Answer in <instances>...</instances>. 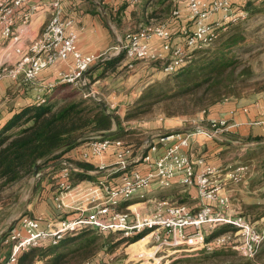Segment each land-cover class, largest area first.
Masks as SVG:
<instances>
[{
  "label": "built area",
  "instance_id": "2783aa9c",
  "mask_svg": "<svg viewBox=\"0 0 264 264\" xmlns=\"http://www.w3.org/2000/svg\"><path fill=\"white\" fill-rule=\"evenodd\" d=\"M99 1L101 4H116L120 0ZM172 3L174 9L169 23L146 25L137 31L128 32L124 42L112 48V53L124 54L129 60L162 62V71L171 75L185 66L195 51L213 43L226 24L237 23L247 17L243 8L235 14L231 13L232 0H172ZM180 6L186 12L192 29L184 32L183 43L179 45L173 44L170 25L179 16ZM19 12L23 27L38 17L48 16V21L37 38L23 47L15 48L19 59L14 64L0 65V81L21 78L24 82L32 83L56 63L72 60L69 71L59 72L56 81L47 83L44 90L51 91L57 84L81 88L84 74L90 67L113 55L109 52L98 55L81 53L77 45L78 35L73 30V20L64 15L61 0H0V35L15 45L21 40V32L15 26ZM217 14L221 18L210 22ZM154 40L160 42L158 50H151ZM88 96L84 95L85 98ZM44 102L42 98L37 103ZM205 113L204 110L201 112ZM208 123L207 130L197 128L193 132L160 136L161 142L169 140L171 143L159 157L154 158L151 154L156 150V143L148 144L146 151L135 159L145 163L146 171L129 170L135 152L121 138L95 137L88 141L81 158H100L112 147V165L116 171H122L121 182L114 186L105 179L75 183L70 178L71 167L62 162L56 176L58 191L54 202L58 210L70 211L75 215L51 218L44 227L39 218L21 215L3 238V243L10 246L9 256L3 264H18L19 256L32 248L47 243L56 244L66 235L87 228H93L100 234L120 232L127 238L144 232L133 243L145 240L142 242L145 246L153 242L149 257L164 249H167L166 256H169L170 252L181 250L213 251L228 246L245 258H253L264 248V225L258 228L244 215H230L225 211L229 203L225 191L227 183L244 181L248 166L238 164L223 172L220 167L207 164L204 158L193 157L189 153L194 135L212 140L228 132L229 124L225 120H209ZM255 124L264 126V118ZM104 168L105 164L100 162L98 169ZM174 179L183 186L196 187L199 203L196 209L166 199L160 200L155 209L147 214L141 213L131 204L119 209L122 203L134 198L143 200L153 185L166 188ZM226 223L235 230L207 240L211 230ZM231 237L234 240L229 241ZM143 254L140 252L137 256ZM161 259L162 256H159L158 260Z\"/></svg>",
  "mask_w": 264,
  "mask_h": 264
},
{
  "label": "crops",
  "instance_id": "0c3cea01",
  "mask_svg": "<svg viewBox=\"0 0 264 264\" xmlns=\"http://www.w3.org/2000/svg\"><path fill=\"white\" fill-rule=\"evenodd\" d=\"M156 2L152 5V2ZM248 0H232V14L238 9L243 8ZM64 15L73 20V30L78 35L77 45L83 54H102L112 53V48L119 46L124 42L125 37L131 30L137 31L144 23L148 22V14L151 13V7L159 6L157 0H120L116 4H101L99 0H61ZM180 14L170 25L173 34V44H182L184 32L192 29L191 23L187 19L186 12L179 7ZM157 8H154L156 10ZM21 11V10H20ZM21 13L17 14L15 26L18 32H21V40L18 44L5 40L0 35V65L14 64L19 56L16 53V47H23L31 40L37 38L43 31L48 21V16L38 17L31 20L26 26H21ZM118 15L121 18V24H116L114 29L110 26V19ZM221 18L220 14L214 15L210 22ZM156 19H150V22H158ZM166 20V19H165ZM164 20H161L162 22ZM153 23L147 25H157ZM22 29V30H21ZM26 30V32H24ZM131 31V32H132ZM160 42L154 40L151 50H158ZM110 55L105 60L118 61L112 67L104 70V66L95 64L84 74V84L80 88L83 95L104 102L108 108L107 112L120 119V124H113L111 130H134L135 135L140 139H145L135 151V158L129 163V170L139 169L146 171L147 166L144 162L135 159L142 152L146 151L148 144L156 143V150L151 154L154 158L162 155L171 142L169 140L161 142L160 136L177 132H193L197 128L207 130L209 120H225L229 124L228 132L220 135L215 140H205L201 135H194L191 140L189 153L193 157H202L209 165L220 167L223 172L236 166L238 157L232 155L231 149L239 147L240 144L255 143L264 141V126L256 125L255 122L264 118V96L254 101H243L239 99H229L209 108L204 116H197L194 126H186L185 119L176 117H155L149 120H124V116L131 104L134 103L144 91V89L160 75H166L162 71V62H147L139 60H129L124 54ZM122 56V57H121ZM72 60L67 62H58L54 66L43 71L35 82H24L21 78L18 80L4 79L0 81V130L3 126L23 108L37 104L44 98L47 99L57 95L61 84H57L51 91H45V85L49 82H55L59 72H67L70 69ZM70 89H79L69 85ZM112 109V110H111ZM133 135V134H132ZM261 140L257 141L256 138ZM240 140V141H239ZM87 143L76 146L63 153L61 159L53 164L41 165L37 172L24 178L17 184L5 190L9 194L10 202L3 204L0 198V264H3L10 253V246L3 243V235L9 225L15 223L18 218L27 214L37 217L41 220L44 227L51 218L64 216H73L75 213L70 211L58 210L55 206L54 196L58 191L56 185L57 172L62 162H67L74 170L83 171L89 175H94L93 180H80L81 182H95L98 179H105L111 185H117L121 182L122 171H116L113 162L112 147L100 158H91L83 160L81 153ZM227 149V150H226ZM75 162H86L95 168L94 170H85L76 166ZM100 162L105 164L104 169H98ZM59 165V166H58ZM57 166V167H56ZM56 167V168H55ZM55 168V169H54ZM223 179V176L221 177ZM247 181L238 183L228 182L226 193L229 197V203L225 209L227 214L236 215L240 212V200L244 208L245 204H258L261 194ZM4 191V192H5ZM238 195V196H237ZM248 198V201H246ZM168 200L171 203H178L183 200L189 207L196 209L198 207L197 189L195 186H183L174 179L169 187L162 188L153 185L147 192L143 200L134 198L125 202L137 207L143 214L152 212L160 200ZM236 202V203H235ZM122 203L121 205L125 204ZM119 206V209L121 207ZM125 208V207H124ZM123 208V209H124ZM246 214L248 219H254L256 213ZM251 215V216H250ZM264 214L259 218L262 219ZM22 256V254L19 256ZM40 260H36L37 262ZM33 262V263H34ZM40 261L39 263H41ZM18 264L19 260H18Z\"/></svg>",
  "mask_w": 264,
  "mask_h": 264
},
{
  "label": "trees",
  "instance_id": "16d2710c",
  "mask_svg": "<svg viewBox=\"0 0 264 264\" xmlns=\"http://www.w3.org/2000/svg\"><path fill=\"white\" fill-rule=\"evenodd\" d=\"M157 1L160 6L167 0ZM250 6L248 0L243 7L247 17ZM247 17L237 23L226 24L219 35L227 28L246 20ZM150 18L153 17L150 16ZM240 40L242 39L236 37L228 38L218 52L205 59L194 60L195 55L204 51L205 48L195 51L193 58L185 66L171 74L173 77H166L160 83L148 85L135 105L129 107L124 120L135 119L139 114L147 111L145 108L160 101L157 99L159 94L154 95V92L169 84L175 87L173 94L166 95L161 100L187 96L195 110L206 112L214 105L230 98H238L232 83V74L238 62L235 57H228L227 51L234 48ZM118 59L121 58L118 57ZM116 60H103L97 64L104 66L106 70L112 67ZM113 124L119 126L120 119L110 115L101 103L91 97L85 98L80 88L70 89L69 85L61 84L57 95L48 97L42 104L37 103L23 108L0 130V194L31 176L35 166L40 169L41 165L53 164L61 159L64 152L88 143L95 137L116 139L134 134L133 131L121 128L115 132L111 130ZM256 140L261 139L258 137ZM75 163L77 167L85 170L95 169L93 165L86 162ZM94 177L80 170L72 168L70 170V178L73 182L84 179L93 180ZM251 182H254V179H251ZM125 206L126 203L121 205L120 209ZM262 214L263 212L256 213L254 218H259ZM234 230L230 224H222L209 232L207 240ZM143 233L130 238L122 236L120 232H108L102 236L95 229L87 228L66 235L56 244L47 243L32 248L22 254L19 263L32 264L40 260L42 264H97L98 256L103 248H106V252H112L122 242H134ZM114 234H119L120 237L114 239L112 238ZM211 254L203 256L208 257ZM213 254H218V251ZM195 259H197L196 256L180 257L168 264L194 263L197 261ZM240 264H264V248L259 250L253 258H245Z\"/></svg>",
  "mask_w": 264,
  "mask_h": 264
},
{
  "label": "rangeland",
  "instance_id": "374dc122",
  "mask_svg": "<svg viewBox=\"0 0 264 264\" xmlns=\"http://www.w3.org/2000/svg\"><path fill=\"white\" fill-rule=\"evenodd\" d=\"M155 3L156 2L153 1L152 5ZM249 4L251 6L246 20L227 28L213 43L207 46L204 51L196 54L194 58V60L208 58L209 56L213 55V53L218 52V50L222 48V45L228 38H241L242 40H240V42L237 43L234 48L227 51V54L228 57H235L238 62V66L232 74V83L233 86H235V92L238 94V98L230 99H241L243 101H254L264 96V1L258 2L256 0H249ZM172 6L174 7L172 0H167L163 5L161 4L160 6L152 7L150 5L152 11L148 14V22L144 23L142 26L153 23H169L173 9ZM154 8H157L156 11ZM150 16H152V19H156L158 22H150ZM161 20L164 21L160 22ZM121 22V18L116 15L115 18L111 17L110 26L114 29L115 23L120 25ZM24 32H26V30ZM224 50L226 53L225 48ZM166 77H173V75H159L153 83L149 84V86L162 82ZM174 88L175 87L172 86V84H169L168 86H164L162 89H157L154 92V95L159 94L157 99L160 101L148 108H145L147 111L139 114L134 120L145 121L162 116L167 118H183L185 119L186 126H194L196 123H198L196 120L197 116L200 115L203 110H195L189 97L179 96L161 100L166 95H172ZM96 101L101 103L104 108H108L104 102H101L102 100ZM136 101H134V103L130 106H134ZM201 116H204V114ZM132 131L134 130H130V132ZM135 134L136 133L121 138L127 144L131 145L134 152L137 150L139 145L145 141L144 138L139 140L140 136ZM238 146L239 147L230 148L232 152L231 156L239 154L236 155V157H238V162L236 165L242 163L248 166L245 180L247 181V184H251V186L254 188L259 189L257 190V193L261 194L263 192L262 189H264V141L245 143ZM251 179H254V182H251ZM262 196L263 195L259 197L258 204H245L246 208H244L241 204L245 202L240 200L239 209L241 213L238 214H242L243 212L248 214L263 212L264 214V198ZM0 198H2L3 204L10 202L9 194L6 191H3L0 194ZM246 201H248V198ZM177 202L180 203L184 201L179 199ZM249 220L253 222L258 228L264 225V216L262 219L254 218ZM106 234L108 233H105V235ZM102 236H104V234H102ZM117 237H120L119 234H114L112 236L114 239ZM232 240H234V237L229 239V241ZM144 241L141 240L136 243L127 241L122 242L112 252L108 250V252H106V248H103L98 256L97 264H168L177 258L189 256H196L197 259L195 260L197 261L187 264H240V262L245 259V257L241 256L235 249H232L228 246L213 251H206L205 249L194 251L181 250L179 252H170L169 256H166L168 251L167 249H164L162 251L159 250L156 255L149 257L153 251L151 246L154 243L149 242L144 246ZM184 247L186 248V246ZM217 251L218 254H213ZM140 252H143L144 254L142 256H137ZM204 254H211V256L204 257ZM159 256H162L161 260H158ZM39 264H42V262Z\"/></svg>",
  "mask_w": 264,
  "mask_h": 264
},
{
  "label": "water",
  "instance_id": "95a60500",
  "mask_svg": "<svg viewBox=\"0 0 264 264\" xmlns=\"http://www.w3.org/2000/svg\"><path fill=\"white\" fill-rule=\"evenodd\" d=\"M66 164H68L67 162H65ZM69 165V164H68ZM37 166H35V172H37ZM14 223H12L11 225H9V227L7 228L6 232L3 235H6V233L10 230V228L12 227Z\"/></svg>",
  "mask_w": 264,
  "mask_h": 264
}]
</instances>
